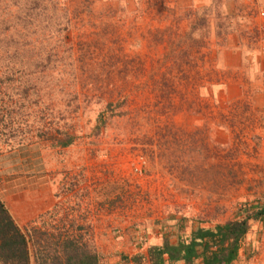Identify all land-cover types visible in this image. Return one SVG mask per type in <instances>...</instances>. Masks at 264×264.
<instances>
[{"label":"rangeland","instance_id":"374dc122","mask_svg":"<svg viewBox=\"0 0 264 264\" xmlns=\"http://www.w3.org/2000/svg\"><path fill=\"white\" fill-rule=\"evenodd\" d=\"M233 3L0 0V199L31 264L65 263L72 240L126 264L263 205L264 55ZM239 36L243 65L225 69ZM232 264H264V215Z\"/></svg>","mask_w":264,"mask_h":264},{"label":"trees","instance_id":"16d2710c","mask_svg":"<svg viewBox=\"0 0 264 264\" xmlns=\"http://www.w3.org/2000/svg\"><path fill=\"white\" fill-rule=\"evenodd\" d=\"M57 143L65 146L72 138L65 136ZM264 215L263 205L251 213L212 226L198 222L187 233L182 232L174 243L166 238L160 243L149 244L130 256H121L126 264H232L238 259L241 243L249 230L250 221ZM63 247L71 248L65 263L55 264H100L97 252L65 241ZM0 264H31L29 238L12 217L0 199Z\"/></svg>","mask_w":264,"mask_h":264},{"label":"crops","instance_id":"0c3cea01","mask_svg":"<svg viewBox=\"0 0 264 264\" xmlns=\"http://www.w3.org/2000/svg\"><path fill=\"white\" fill-rule=\"evenodd\" d=\"M234 3L233 4H231V6H232V8H233V10L234 11H239L240 10V12L242 13V10H243V8H246L247 7V4L249 3V1L250 0H232ZM257 2H259V4H258V6H264V0H256ZM224 4V3H223ZM225 5V4H224ZM224 5H222V7H223V9H224ZM226 8V7H225ZM244 13H242V15H243ZM240 25V24H239ZM248 27V26H247ZM233 35V37H235L234 36V34H232ZM237 41H239V42H241L239 45H237L236 44V42L235 41H233L231 44L229 43V45H227L226 46V49H225V51H224V54L223 55H221V58L222 59H220L219 61L221 62V64L223 65V67L226 69V67L228 68V69H233V70H240L241 69V67H242V65H243V61H242V59H243V52H242V48H244V46H243V44H242V42L243 41H241V38H240V36H239V38L237 37ZM244 51V50H243ZM263 55H264V52H261ZM254 61V59L253 60H251V62L250 63H252ZM71 144V143H70ZM69 146V144L68 145H65V146H57V145H55V147H60V148H63V149H65V148H67ZM30 166H31V170H30V173H31V175L32 174H34V173H37V175L38 174H40V173H42V169H41V166H39L38 165V168L37 169H35L34 168V166L30 163ZM15 167V169H16V165L14 166ZM27 172V171H26ZM27 173H29V172H27ZM26 174V173H25ZM37 175H35V176H33V181H34V178L37 176ZM41 176V175H40ZM25 180H26V178H25ZM42 185V184H41ZM27 186V185H26ZM34 185H32V187H33ZM11 188L13 189V187L11 186ZM35 190H37V187H36V189ZM34 190V193L33 192H31L32 193V195H36V194H39V195H37V196H39V198H40V201H44L43 200V198H44V195H43V191H39V192H37V191H35ZM35 198V197H34ZM38 198V197H37ZM45 198H47V197H45ZM44 198V199H45ZM38 200V199H37ZM38 206H37V204H35V206H34V204L31 202L30 203V205H29V208L27 209L26 207H24V206H21L20 207V210H19V218H18V220H17V222L19 223V224H23V225H25V227H26V224L27 223H29L32 219H34V217L39 213V212H41L42 210L41 209H43V208H37ZM48 208H49V206H48ZM38 209V210H37ZM10 213H11V215H12V213L13 212H11L10 211ZM12 217H14V215L12 216ZM15 219V218H14ZM15 221H16V219H15ZM155 238H158V237H155ZM152 239V238H151ZM151 241V240H150ZM149 241V242H150ZM150 243H159L157 240H155V242H150ZM135 252V251H134Z\"/></svg>","mask_w":264,"mask_h":264},{"label":"built area","instance_id":"2783aa9c","mask_svg":"<svg viewBox=\"0 0 264 264\" xmlns=\"http://www.w3.org/2000/svg\"><path fill=\"white\" fill-rule=\"evenodd\" d=\"M258 4L256 0H250L242 13L251 19L250 26L257 35L256 42L260 50L264 52V6H258Z\"/></svg>","mask_w":264,"mask_h":264}]
</instances>
